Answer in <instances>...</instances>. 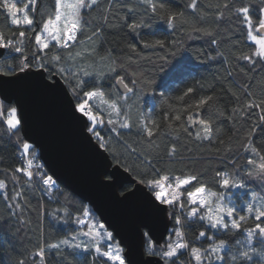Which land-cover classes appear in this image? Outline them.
<instances>
[{
    "label": "snow or ice",
    "instance_id": "1",
    "mask_svg": "<svg viewBox=\"0 0 264 264\" xmlns=\"http://www.w3.org/2000/svg\"><path fill=\"white\" fill-rule=\"evenodd\" d=\"M157 28H179L189 40L207 38L214 52L207 59L222 61L226 71L213 83L193 78L178 94H169L168 77L183 73L184 61L159 82L156 77L184 44L145 38L144 30L155 36ZM123 29L137 38L125 45L128 55L115 56L112 49L99 55L105 33ZM259 73H264V0H186L183 10L170 0H137L135 6L131 0H0V124L19 159L15 167L0 168L6 209L0 227L7 225L21 243L32 244L39 235L12 264H137L103 213L61 189L45 164L37 163L36 145L24 131L23 106L10 95V89L29 84L62 91L89 140L116 164L105 183L124 187L125 199L134 194L128 183L142 186L149 208L164 219L163 243L153 240L150 223L138 226L139 264H264ZM157 88L165 91L157 95ZM149 96L152 107L146 108ZM34 198L42 209L35 224ZM51 204L56 207L48 212ZM47 227L61 234H49Z\"/></svg>",
    "mask_w": 264,
    "mask_h": 264
},
{
    "label": "water",
    "instance_id": "2",
    "mask_svg": "<svg viewBox=\"0 0 264 264\" xmlns=\"http://www.w3.org/2000/svg\"><path fill=\"white\" fill-rule=\"evenodd\" d=\"M10 95L19 99L23 106L26 138L30 137L35 143L49 174L62 187L77 194L84 202H91L103 213L106 223L118 230L117 239L122 236V243L132 249L137 264L142 251L140 224L150 223L153 240L164 242L167 236L165 221L149 208L142 186L128 183L134 194H128L125 199L121 195L125 193L124 187L105 183L104 177L116 171V164L95 140H89L82 120L77 118L80 114L73 113L62 91L44 90L29 84L10 89Z\"/></svg>",
    "mask_w": 264,
    "mask_h": 264
},
{
    "label": "trees",
    "instance_id": "3",
    "mask_svg": "<svg viewBox=\"0 0 264 264\" xmlns=\"http://www.w3.org/2000/svg\"><path fill=\"white\" fill-rule=\"evenodd\" d=\"M136 3L137 0H131L132 6H135ZM185 3L186 0H170V6L177 10H183V6ZM144 31H145L146 39L164 38L169 41L175 39L178 42L182 41L184 44L183 49L179 47L177 49H174V51H176L177 53L176 56L175 57L169 56V60L171 63L169 65L164 66V72L159 73L158 76L156 77L157 82H159L160 78L163 77L166 72H171L172 65H175L177 61H184L185 71L180 74L172 73L168 77L169 94H173V95L178 94L175 90L184 88L185 87L184 82L190 81L193 78L196 80H200L205 84L213 83L214 77L220 76L222 73L226 71V66L222 61L220 60L210 61L207 59L205 55L206 53L214 54L213 50L208 45L207 38L189 40L187 36L183 33V31L179 28L175 32L166 28L163 30L157 28L153 30L155 31V36L148 35L149 30H144ZM136 42H137V38L134 36V34L128 32L127 29H123L120 32H111V31L106 32L105 39L99 49V55H105L109 49H112L113 55L115 56H121V57L127 56L128 51L125 45ZM246 43L248 45L252 44V42L250 41ZM138 47H140L143 50L142 45H138ZM225 47L228 46L226 45ZM241 47L243 48V45ZM157 53L159 55L166 54L162 50H157ZM153 58L155 59V57ZM229 59L231 61V57H229ZM159 64L160 62L157 60V65L159 66ZM142 65L145 68L151 67L150 63L148 62H142ZM237 79L240 80L241 82H243L244 80L242 76H237ZM262 79H264V73H259V75H257L256 77V80L259 82ZM216 86H217V90L219 91L221 85L217 83ZM161 91H165V89L157 88V95ZM254 91L257 92L258 94L257 89L254 88ZM145 101H146L145 107L151 108L152 104L150 102V96L145 97ZM220 103L222 105L227 106L226 102L223 99L221 100ZM156 115H159V101H157ZM224 130L227 133V135H232L231 131L229 130L228 124H224ZM0 137H3V140H0V143L3 144V147H0V157L4 158V162L0 163V168L8 169L19 165V159L16 157L17 150L12 146V144L8 142V135L5 131L4 125L2 124H0ZM200 167H203V164L197 165V170H199ZM58 185L61 189H66L62 187L60 184ZM127 186L129 189L131 188V185H127ZM122 191H125V188H123ZM45 200H47V198H45ZM54 207H56L55 204L49 205L47 211L50 212ZM31 208L34 209V211L30 213V218L33 220V223L35 224L38 215L42 212V209L40 207V201L35 198L32 199ZM5 212L6 209L3 203L0 202V213H5ZM50 219L51 217L48 216L46 219V226H47V221ZM57 229L47 227V231L49 232V234H51L52 232H56L57 235L61 234ZM38 239H39V235L38 233H36V235H34L33 237L32 244H29L28 241H24L23 243H21L19 239L13 237L10 234L7 225L0 227V264H12V257L18 256L21 251L25 250L26 247H34ZM6 242L8 244V247L5 246ZM12 249H18L19 251H12ZM181 259H185V257H181Z\"/></svg>",
    "mask_w": 264,
    "mask_h": 264
},
{
    "label": "built area",
    "instance_id": "4",
    "mask_svg": "<svg viewBox=\"0 0 264 264\" xmlns=\"http://www.w3.org/2000/svg\"><path fill=\"white\" fill-rule=\"evenodd\" d=\"M42 162V160L41 159H39L38 161H37V163H41ZM43 163V162H42Z\"/></svg>",
    "mask_w": 264,
    "mask_h": 264
}]
</instances>
